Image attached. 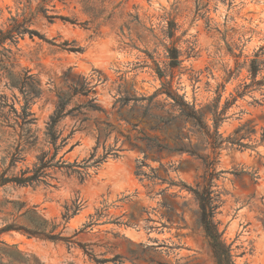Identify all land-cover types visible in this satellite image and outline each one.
Returning <instances> with one entry per match:
<instances>
[{"label": "rangeland", "instance_id": "374dc122", "mask_svg": "<svg viewBox=\"0 0 264 264\" xmlns=\"http://www.w3.org/2000/svg\"><path fill=\"white\" fill-rule=\"evenodd\" d=\"M0 29L18 31L0 47L15 64L0 61V97L21 112L42 90L41 137L58 93L71 98L60 129L77 131L53 164L88 167L84 180L52 168L0 188V264H216L192 192L209 173L234 264H264V0H0ZM168 89L212 138L178 117ZM20 132L2 135L0 171L37 162L36 148L17 152Z\"/></svg>", "mask_w": 264, "mask_h": 264}, {"label": "trees", "instance_id": "16d2710c", "mask_svg": "<svg viewBox=\"0 0 264 264\" xmlns=\"http://www.w3.org/2000/svg\"><path fill=\"white\" fill-rule=\"evenodd\" d=\"M47 2L49 0H43ZM18 31L11 30L8 32H3L0 29V47L7 41L11 40L14 42L17 38L15 37ZM22 34L21 32H19ZM11 53V51H8ZM2 52L0 51V55ZM4 57V56H3ZM4 64H6V68L9 69L15 68V64L12 60L11 55H6L5 60H0ZM30 70H24V76H17L15 74H10L11 78H15L17 84H22L28 78H32L33 75L30 74ZM255 74V71L253 72ZM17 87L19 85H11ZM43 91L39 90L35 95H30L28 99L25 100L24 106L21 107V112H19L15 106L16 101L13 100L10 103V99L7 96L0 97V144L2 143V135L8 132V129H13L16 133L18 128L20 129L21 141L19 142V146L17 149L18 153H21L23 150H20L22 145L31 146L38 150L37 162L34 164L33 169L27 168L26 170H21L19 175H12V170L17 168L16 163H12L10 166L5 167L0 171V188L4 187L8 184H17L20 186H29V185H39L43 183V181L47 176V171L52 168H63L65 167L69 171L67 172L69 175H79L82 180L86 178L88 175L87 170L88 167L85 165L79 164L75 162L71 165H66V162L62 161L63 157L56 163L59 152L63 150L66 146L69 145L70 141L74 138L77 130H72L67 136H64L65 130L60 129V124L67 117L74 118L73 112L75 108L71 110H67V107L71 103V98H67L63 93L59 92L57 97L58 101L56 104V109L54 113L50 116L49 121L46 123L45 130L43 132V137L40 136L42 132L38 129V136L34 134L32 126L37 124L36 114L32 111V106L35 102V98L41 97ZM160 93L155 94L150 99H154L159 96ZM167 97L173 99L174 103L172 104L173 109L179 110V118L184 119L185 121H189L192 123L194 128H197L198 131H204L205 135L209 138H212L211 131L207 123L204 121L203 115L200 110L196 108L195 104H191L185 101L184 96L177 95L171 89L166 91ZM70 97V96H69ZM102 111V109H99ZM216 125V134H218ZM240 132V130H238ZM237 132V133H238ZM36 133V132H35ZM102 132L99 130L98 142L95 147V153H97L98 148L100 146V141L102 139ZM33 138L31 142L30 139ZM156 142V141H155ZM233 144H237L236 141L231 140ZM218 145L216 148H219ZM154 149L158 151H163L167 149L166 147L160 145L158 142L155 143ZM1 149V146H0ZM74 149V145L68 152H71ZM193 150H187L183 147L177 149L179 152H185L187 150L192 155L198 156L204 162V165L208 169V171L214 170L215 161L212 160L211 155L200 156L198 155L199 145H194L192 147ZM95 156L93 154L92 158ZM5 164V159H3ZM207 171V172H208ZM213 173H209L204 178V187L201 189V186L198 185L196 190H192L195 195L197 202L200 207V223L206 235V238L209 241V245L213 251L214 258L216 264H234V256L232 255L231 248L225 243L222 237V232L219 229V223L215 220L216 215L218 213V209L220 208L221 197L220 195H214L215 193L212 191L213 186ZM76 211L79 210L80 206L76 207ZM75 211V212H76ZM9 231L8 229L0 230V245L1 234Z\"/></svg>", "mask_w": 264, "mask_h": 264}]
</instances>
